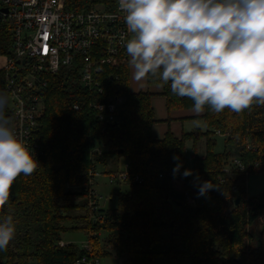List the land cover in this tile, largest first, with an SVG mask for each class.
<instances>
[{"label": "trees", "instance_id": "16d2710c", "mask_svg": "<svg viewBox=\"0 0 264 264\" xmlns=\"http://www.w3.org/2000/svg\"><path fill=\"white\" fill-rule=\"evenodd\" d=\"M60 1L62 9L76 12L99 6L112 13L118 4ZM0 57L13 58L9 26L0 25ZM41 78L44 111L36 134L42 157L33 174L17 178L8 205L0 209V215L10 213L17 221L16 237L0 251V264H75L81 258L112 257L122 264H155L160 257L178 264H264V193L250 197L247 186L251 175L264 173V106L253 103L239 114L228 109L217 114L205 106L200 118L206 132L177 138L169 131L158 140L153 133L155 95L130 91L129 64L103 68L101 91L84 88L73 67ZM7 79L8 72L0 70L4 93ZM147 84L161 88L169 113L192 111L194 101L173 95L170 82L149 76ZM116 98L122 103L113 121H101L95 105ZM7 114L13 119L10 103ZM218 133L225 137L223 153L215 152ZM203 140L205 152L198 156ZM188 142L193 143L194 168L193 175L183 177ZM121 158L128 164L129 190L116 195L114 209L93 205L92 178ZM177 163L182 167L174 176ZM122 172L117 168L104 174ZM206 180L215 187L200 196L198 185ZM67 231L85 233L88 249L61 245Z\"/></svg>", "mask_w": 264, "mask_h": 264}, {"label": "clouds", "instance_id": "9594fccd", "mask_svg": "<svg viewBox=\"0 0 264 264\" xmlns=\"http://www.w3.org/2000/svg\"><path fill=\"white\" fill-rule=\"evenodd\" d=\"M130 38L128 64L139 82L149 76L170 82L171 93L194 101L199 115L209 106L241 113L264 106V0H117ZM9 96L0 91V209L17 178L35 172L39 162L7 114ZM198 126V125H197ZM179 160L178 156L173 157ZM177 163L173 175L180 172ZM183 177L193 175L185 169ZM215 186L198 185L204 196ZM17 233V221L0 215V251Z\"/></svg>", "mask_w": 264, "mask_h": 264}, {"label": "built area", "instance_id": "2783aa9c", "mask_svg": "<svg viewBox=\"0 0 264 264\" xmlns=\"http://www.w3.org/2000/svg\"><path fill=\"white\" fill-rule=\"evenodd\" d=\"M0 25L9 26L12 37L13 58L7 59L3 69L8 72L5 93L10 98L13 122L18 135L40 162L41 138L36 131L44 111L40 93L46 85L41 76L73 67L79 72L84 88L101 91L103 68L128 64L126 42L130 34L118 4L112 13L99 6L76 12L62 9L60 0H0ZM121 103L122 99L116 98L95 105L100 120L113 121ZM234 163L244 169L239 161ZM127 169L125 164L122 173L110 177L111 183L128 180ZM97 175L91 180L92 189ZM92 191L96 198L95 190ZM188 203L196 205L190 198ZM84 248L88 249V245ZM75 264L99 262L81 258Z\"/></svg>", "mask_w": 264, "mask_h": 264}, {"label": "rangeland", "instance_id": "374dc122", "mask_svg": "<svg viewBox=\"0 0 264 264\" xmlns=\"http://www.w3.org/2000/svg\"><path fill=\"white\" fill-rule=\"evenodd\" d=\"M3 65H4V59L0 57V66L3 67ZM157 116L158 117L160 116L159 112L157 113ZM195 130H199L200 132H203V133L206 132L207 129H206L205 123L201 120H196V121L185 123L184 125L185 133H191ZM215 139L217 143L215 152L223 153L225 149V144H224L225 137L215 136ZM187 150L189 153L187 167L188 169L192 170L194 168V159L192 158L194 150H193L192 142L187 143ZM197 152H198V156H202V154L205 152V141L204 140L200 141V143L198 144ZM126 162L127 161L125 158H121L117 162H112L106 168V170L103 168H99L98 175L96 176L94 183H93L94 184L93 189L96 192V200H93L92 202L96 201L104 209H114L116 207V204H117L116 195L119 192H127L129 190V186L125 182H119L118 180H114L111 183L110 177L107 174H104V172L110 171V170H117V168L124 171ZM247 186H248V194L250 197L263 194L264 193V173L263 171L260 170L259 173L251 175L248 178ZM62 238H63V241L66 242V244H74L80 247L81 249L88 242L87 235L81 231H67L62 235ZM98 262L99 264H122V260L116 257L100 259ZM31 264H36V263L32 262ZM155 264H178V263L173 259L160 257L156 259ZM181 264H191V262L189 260H185V261H182Z\"/></svg>", "mask_w": 264, "mask_h": 264}, {"label": "crops", "instance_id": "0c3cea01", "mask_svg": "<svg viewBox=\"0 0 264 264\" xmlns=\"http://www.w3.org/2000/svg\"><path fill=\"white\" fill-rule=\"evenodd\" d=\"M4 59V65L0 68L2 70L6 64L7 59ZM130 91L132 93H139V92H151L155 96L152 99V105L155 112V120L157 123L154 126L153 133L156 139L161 140L164 138L167 132L171 131L177 138L181 137L184 132V125L187 122L201 120L200 117L203 113L197 115L193 111H173L171 113L168 112L166 107V99L161 95L162 90L158 87H150L147 84V78L137 82L133 78L132 69L130 68ZM159 112V117L157 113ZM170 120V121H169ZM204 122V121H203ZM203 133V132H202ZM61 245H69L63 241Z\"/></svg>", "mask_w": 264, "mask_h": 264}, {"label": "water", "instance_id": "95a60500", "mask_svg": "<svg viewBox=\"0 0 264 264\" xmlns=\"http://www.w3.org/2000/svg\"><path fill=\"white\" fill-rule=\"evenodd\" d=\"M240 200H241L240 197H237L235 204H236V205H239Z\"/></svg>", "mask_w": 264, "mask_h": 264}]
</instances>
